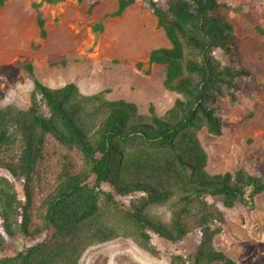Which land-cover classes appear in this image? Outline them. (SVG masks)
<instances>
[{
  "label": "trees",
  "instance_id": "16d2710c",
  "mask_svg": "<svg viewBox=\"0 0 264 264\" xmlns=\"http://www.w3.org/2000/svg\"><path fill=\"white\" fill-rule=\"evenodd\" d=\"M6 0H0V6ZM33 1L41 37L42 3ZM86 2L88 10L105 0ZM93 24L136 0H116ZM170 45L148 53L165 65V87L176 97L158 114L146 113L108 90L83 93L74 81L50 86L24 62L33 87L26 107H0V264H77L83 250L132 236L151 254L153 235L179 242L197 234L193 251L171 254L169 264H240L215 245L225 207L251 202L264 191V170L244 167L210 173L199 132L223 131V110L240 79L258 70L238 52L237 36L218 0H141ZM165 206L168 218L151 211Z\"/></svg>",
  "mask_w": 264,
  "mask_h": 264
},
{
  "label": "rangeland",
  "instance_id": "374dc122",
  "mask_svg": "<svg viewBox=\"0 0 264 264\" xmlns=\"http://www.w3.org/2000/svg\"><path fill=\"white\" fill-rule=\"evenodd\" d=\"M33 1L39 0H6L0 6V107L29 104L33 80L24 62H30L35 75L50 86L74 81L83 93L108 90V98L133 100L141 113L153 104L161 115L172 105L176 94L164 85L165 65L148 62L151 48L170 42L141 0L122 15L105 18L102 31H95L93 24L116 8L115 0H105L91 11L77 0L42 3L45 37L40 36ZM218 1L228 4L222 13L237 36L238 52L258 74L240 79L223 110L222 133L203 128L199 138L210 173L244 167L259 174L264 170V0ZM215 200L225 216L216 247L240 264H264V191L251 202L231 207ZM151 211L168 218L165 206ZM197 241V234L179 242L153 235L159 249L154 255L132 236L121 235L87 246L77 264H169L172 253L191 252Z\"/></svg>",
  "mask_w": 264,
  "mask_h": 264
},
{
  "label": "crops",
  "instance_id": "0c3cea01",
  "mask_svg": "<svg viewBox=\"0 0 264 264\" xmlns=\"http://www.w3.org/2000/svg\"><path fill=\"white\" fill-rule=\"evenodd\" d=\"M64 1V0H63ZM116 1V0H115ZM61 2V1H60ZM45 3V2H44ZM50 4V3H49ZM116 4H117V1H116ZM132 5V4H131ZM117 6V5H116ZM41 8V7H40ZM124 13V12H123Z\"/></svg>",
  "mask_w": 264,
  "mask_h": 264
},
{
  "label": "bare ground",
  "instance_id": "6f19581e",
  "mask_svg": "<svg viewBox=\"0 0 264 264\" xmlns=\"http://www.w3.org/2000/svg\"><path fill=\"white\" fill-rule=\"evenodd\" d=\"M150 38V37H149Z\"/></svg>",
  "mask_w": 264,
  "mask_h": 264
}]
</instances>
